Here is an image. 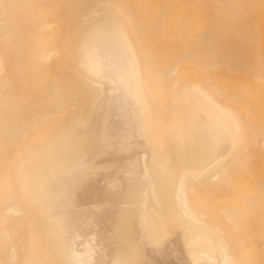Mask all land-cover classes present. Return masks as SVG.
<instances>
[{
  "label": "bare ground",
  "instance_id": "1",
  "mask_svg": "<svg viewBox=\"0 0 264 264\" xmlns=\"http://www.w3.org/2000/svg\"><path fill=\"white\" fill-rule=\"evenodd\" d=\"M0 264H264V0H0Z\"/></svg>",
  "mask_w": 264,
  "mask_h": 264
}]
</instances>
